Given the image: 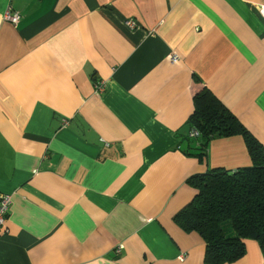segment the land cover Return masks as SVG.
Masks as SVG:
<instances>
[{"label": "crops", "instance_id": "obj_1", "mask_svg": "<svg viewBox=\"0 0 264 264\" xmlns=\"http://www.w3.org/2000/svg\"><path fill=\"white\" fill-rule=\"evenodd\" d=\"M194 78L264 146V0H0V264H204L186 181L252 163L179 136Z\"/></svg>", "mask_w": 264, "mask_h": 264}, {"label": "trees", "instance_id": "obj_2", "mask_svg": "<svg viewBox=\"0 0 264 264\" xmlns=\"http://www.w3.org/2000/svg\"><path fill=\"white\" fill-rule=\"evenodd\" d=\"M193 113L187 121L197 135L195 155L202 160L213 140L241 136L252 166L235 170L208 169L188 178L192 200L175 217L185 233H196L205 244L204 264H232L255 241L264 258V146L194 78ZM264 264V263H262Z\"/></svg>", "mask_w": 264, "mask_h": 264}, {"label": "built area", "instance_id": "obj_3", "mask_svg": "<svg viewBox=\"0 0 264 264\" xmlns=\"http://www.w3.org/2000/svg\"><path fill=\"white\" fill-rule=\"evenodd\" d=\"M4 18L13 23V24H16L19 20V16L16 15V14H10L8 11H6L5 15H4ZM126 26L127 28H129V30H133L135 28V23L132 22V21H127L126 22ZM171 61L173 63L177 62L178 61V58L176 55H173L171 57ZM103 86L104 84L102 82H98L97 84L94 85L93 89H94V92L96 94H99L100 92L103 91ZM197 134L194 132V131H190L189 133V136L190 137H195ZM106 146H108L106 144ZM10 204H11V199H10V196L9 195H4V194H0V231H3L5 232V223H6V219H7V214H8V210H9V207H10ZM122 247L119 246L117 248V253L120 251Z\"/></svg>", "mask_w": 264, "mask_h": 264}, {"label": "rangeland", "instance_id": "obj_4", "mask_svg": "<svg viewBox=\"0 0 264 264\" xmlns=\"http://www.w3.org/2000/svg\"><path fill=\"white\" fill-rule=\"evenodd\" d=\"M248 241H253V240H248ZM253 242H255V241H253ZM249 254L251 255L252 258H255L254 261H258V264H262V252H261L258 244H257L256 248H254L252 250H250L249 248L247 249V255H249Z\"/></svg>", "mask_w": 264, "mask_h": 264}, {"label": "water", "instance_id": "obj_5", "mask_svg": "<svg viewBox=\"0 0 264 264\" xmlns=\"http://www.w3.org/2000/svg\"><path fill=\"white\" fill-rule=\"evenodd\" d=\"M190 133V126L185 125L180 131H179V136L181 137H187Z\"/></svg>", "mask_w": 264, "mask_h": 264}]
</instances>
